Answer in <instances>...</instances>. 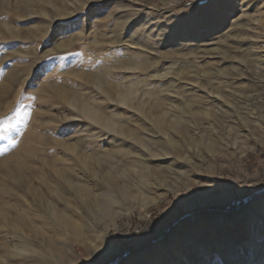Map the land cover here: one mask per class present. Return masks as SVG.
Listing matches in <instances>:
<instances>
[{
  "label": "rangeland",
  "instance_id": "1",
  "mask_svg": "<svg viewBox=\"0 0 264 264\" xmlns=\"http://www.w3.org/2000/svg\"><path fill=\"white\" fill-rule=\"evenodd\" d=\"M262 20L264 0H0V119L17 109L24 119L9 133L18 147L0 141L7 148L0 155V215H23L22 223L41 200L56 205L61 195L76 221L112 217L92 221L89 245L73 244L75 256L65 264H191L194 256L203 264H264V89L252 88L249 69L241 67L243 77L230 74L231 64L219 59L236 55L228 52L231 38L242 33L247 61L257 63L251 71L264 79ZM220 70L230 77L212 78ZM202 73L206 79H195ZM113 91L128 93L147 118L118 104ZM215 95L234 101L217 103ZM73 99L106 123L70 108ZM185 103L212 108L216 119L198 118L195 127L185 112L182 119L171 115L179 125L164 133L222 148L168 149L151 118ZM112 124L127 135L108 132ZM128 134L158 145L147 152ZM69 181L97 196L93 205L84 197L80 208ZM10 205L19 206L16 214ZM36 215L38 227L45 222L41 211ZM30 231L23 224L18 240L0 224V264H21L16 248ZM54 232L59 240V228Z\"/></svg>",
  "mask_w": 264,
  "mask_h": 264
},
{
  "label": "bare ground",
  "instance_id": "2",
  "mask_svg": "<svg viewBox=\"0 0 264 264\" xmlns=\"http://www.w3.org/2000/svg\"><path fill=\"white\" fill-rule=\"evenodd\" d=\"M133 7V6H132ZM132 15V14H131ZM129 21V20H128ZM261 22L264 23V21L262 20ZM121 25V24H120ZM240 26V25H239ZM241 28V27H240ZM239 30V29H238ZM242 30V29H241ZM239 33V31H238ZM242 34V33H241ZM241 34H237V35H232V44H234V46L230 45V53H235L237 55L238 52H243L242 53V56L240 58H237L236 55L234 57L231 58L230 61H227V56L225 57V54L223 53L221 55V58L220 59V63H230L231 66L230 67V74H235L237 76H240V77H243V74H241L239 71L242 70L241 67L244 66V68L246 70L249 69V75H253L252 76V88H254L255 90H259V89H264V79H259L256 77V75L253 74V71H251V69L253 67H255L257 65V63H255L252 59H248L247 61V57H249V53L247 52V50H242V45L244 43V38L241 36ZM228 48H229V45H228ZM212 50V49H211ZM210 50V51H211ZM214 51V50H213ZM217 51V50H216ZM221 51V50H220ZM233 51V52H232ZM252 53V52H251ZM217 55V54H216ZM200 57V56H199ZM215 57V56H214ZM186 58V57H185ZM196 58V57H195ZM211 59V58H210ZM249 62V63H248ZM147 64V63H146ZM157 66V65H156ZM154 67V66H152ZM127 70V69H126ZM138 70H141L140 67H138ZM145 70V69H144ZM216 70V68H215ZM209 72V71H208ZM237 72H239L240 74H237ZM203 75H195L196 78H200V79H206L207 77H205V73H202ZM208 74V73H207ZM211 74V73H210ZM230 74H225L224 73V70H220V72L218 71V74L212 78H221V77H224L227 79V77H230ZM173 75V74H172ZM211 77V76H210ZM251 77V76H250ZM154 78V77H153ZM180 78V76L178 77ZM182 78V77H181ZM211 79V78H210ZM182 82V81H181ZM205 82V81H204ZM230 82V81H229ZM194 83V82H193ZM231 84H233L232 82H230ZM216 84V83H215ZM56 93V92H55ZM176 93V92H174ZM264 93V92H263ZM67 94V93H66ZM113 94H115L117 100H118V104L122 105V106H125L127 109H132V110H135L136 112L137 111H140V113L142 115H139V116H143V109H139V108H142V107H138L136 106L134 103L132 104V97H130V95L128 93H120V92H117V91H113ZM54 95V94H53ZM57 95V94H56ZM60 95V93L58 94ZM62 95V94H61ZM174 96V95H172ZM176 96V95H175ZM181 97V96H179ZM178 97V98H179ZM61 98V97H60ZM75 99V98H74ZM71 102V107H73L75 110H79L78 112L81 113V114H84V116H87L88 119H90L91 121L90 122H94L96 125H99L100 123H102L104 120L102 118H100V114L96 111V109L94 108H91V107H88L87 105L83 104V102H79L77 100H74ZM154 99V98H153ZM156 99V98H155ZM230 100H228V98H225V97H217L215 95L214 97V101H217V103H221V104H226V105H229L230 102H233L234 101V97L230 96L229 98ZM171 100V99H170ZM237 100V99H236ZM134 101V100H133ZM139 101V100H137ZM131 102V104L129 105V103ZM135 102V101H134ZM170 102V101H169ZM238 102H241V101H238ZM136 103V102H135ZM165 105V104H164ZM167 106V105H166ZM192 105H189L188 103H185V107H182L180 108V106H175V107H169L170 110H168L167 112H164L162 113V116L160 114V116H153V118H151V122L153 124V128H155L157 131H158V134H162L165 136V142H167L168 144V149H182L181 151H183V149H199L200 145H203L202 143H204L203 140H201L200 138H192V137H186V139L184 138L183 140H179V141H174L173 139L171 140L167 135L166 132H169V130L172 132V131H176V128L177 126L179 125L178 123L175 124L173 121L174 120H170L168 117L169 116H174V118H177L178 119V116L180 115L181 119L184 118L185 115H183V113L185 112V114H187L188 117L191 118V120H196L198 118H200V120H205L206 122H208V119L209 118H212L213 119H216L214 118V114H213V109L212 108H207L201 112V111H198V108L196 110L192 109L193 107H191ZM144 107V106H143ZM150 108V107H149ZM73 109V110H74ZM151 109V108H150ZM201 109V108H200ZM153 111V109H151ZM194 110V111H193ZM131 111V110H129ZM128 111V112H129ZM134 111V112H135ZM147 111V110H146ZM170 112H172V114H170ZM221 112V111H220ZM131 113V112H130ZM133 113V112H132ZM138 113V112H137ZM152 113V112H151ZM225 113V111H224ZM145 114V113H144ZM148 114V113H147ZM174 114V115H173ZM83 116V115H82ZM146 116V115H144ZM143 116V117H144ZM150 116V115H149ZM118 118V117H116ZM144 118H147L144 117ZM143 118V119H144ZM173 118V119H174ZM114 120V119H113ZM168 120V122H167ZM150 121V120H148ZM180 121V119H179ZM106 123V121H104ZM114 122V121H113ZM104 123V124H105ZM143 123V122H142ZM104 124H103V127H104ZM115 124V123H114ZM146 124V123H145ZM150 124V123H148ZM181 124V122H180ZM215 124V123H214ZM108 125V124H107ZM106 125V127H107ZM122 125V124H121ZM93 126V125H92ZM112 126V129L113 130H110V128H108V132L110 133H113L114 135H121L122 136V132H125L124 129L126 128H122L120 126H115V125H110ZM145 126V125H144ZM147 126V125H146ZM190 126V125H189ZM193 126H197V122L195 121V124H193ZM98 127V126H97ZM207 127V126H206ZM239 127V126H238ZM102 129V128H101ZM104 129V128H103ZM210 129V128H209ZM100 130V129H99ZM110 130V131H109ZM151 130V128H150ZM149 130V131H150ZM164 130H166V132L164 133ZM105 131V130H103ZM146 131V129H145ZM185 131V129H184ZM210 131V130H209ZM148 132V131H147ZM181 132V131H180ZM198 132V131H197ZM230 132H233V130L231 129ZM230 132H228V134H231ZM128 133V132H127ZM124 134L125 135H127ZM149 133V132H148ZM187 133V132H186ZM136 134H137V131H136ZM151 134H152V130H151ZM149 134V135H151ZM176 134V133H175ZM193 134V133H192ZM206 134V133H205ZM236 134V133H235ZM115 135V136H116ZM129 135V134H128ZM191 135V134H190ZM105 136V135H104ZM122 136V137H124ZM153 136V135H152ZM176 136L178 137V134H176ZM196 136V134H195ZM212 136V135H211ZM229 136V135H228ZM127 137H130V139H132L133 141L135 140L139 146H142L144 148V150H146L148 152L151 145L155 146V145H158V144H155V143H151V139H148L146 140L147 138L145 139H139L138 137H136L135 134H130L129 136ZM143 137V136H141ZM157 137V135H156ZM160 137V135H159ZM162 137V136H161ZM160 137V138H161ZM126 138V137H125ZM151 138V137H150ZM164 138V137H163ZM120 140V139H119ZM122 140V139H121ZM124 140V139H123ZM128 140V139H127ZM160 140V139H159ZM198 140V142H197ZM213 140V139H212ZM160 143V142H159ZM163 144V142H161ZM123 144V143H122ZM124 145V144H123ZM127 146V145H126ZM130 146V145H129ZM135 146V145H134ZM165 146V145H164ZM159 147V146H158ZM162 147V146H161ZM160 147V148H161ZM223 145L222 143H217V142H210V143H207V144H204L203 145V148L204 149H210V151L214 152L215 149H220L222 148ZM72 149V148H71ZM70 149V150H71ZM127 149V148H126ZM153 149H156V148H153ZM130 150V149H129ZM163 150V148H162ZM67 151V150H66ZM125 151V150H124ZM138 151V150H137ZM159 151V150H158ZM166 151V150H165ZM70 152V151H69ZM73 152V151H72ZM157 152V151H156ZM164 152V151H162ZM185 152V151H184ZM150 153V152H149ZM153 153V152H152ZM155 153V152H154ZM168 153V152H166ZM165 153V154H166ZM124 154V152H123ZM156 154V153H155ZM152 155V154H151ZM190 155V154H189ZM141 156H145L146 155H143V153L141 152ZM163 157L165 155L160 154V155H153V157ZM118 157V156H117ZM188 157V156H187ZM186 156H184L183 158L186 159L187 158ZM122 158V157H121ZM166 158V157H165ZM126 159V158H125ZM61 159H59L60 161ZM166 160V159H165ZM63 161V160H62ZM61 161V163H62ZM161 161V160H160ZM163 161V160H162ZM149 164V162H148ZM113 165V164H112ZM169 166V165H168ZM178 166V165H177ZM134 167V166H133ZM170 167V166H169ZM193 167V166H192ZM132 168V167H131ZM142 168V167H141ZM154 168V167H152ZM171 168V167H170ZM180 168V167H179ZM144 170L143 171H146L147 173H144L142 172L143 176H148V175H151V171L150 169L147 170V168H143ZM156 169V168H155ZM55 170V169H54ZM154 170V169H153ZM159 170V169H158ZM58 171V170H57ZM156 171V170H155ZM56 172V171H55ZM54 172V173H55ZM66 172V171H64ZM65 174V173H64ZM11 175V172H10V167H7V169L5 170V176H10ZM54 175V174H53ZM57 177L59 176L60 179L64 182V175L61 172H58L56 173ZM67 176V175H66ZM59 179V178H58ZM57 179V181H58ZM67 179V178H66ZM187 179V178H186ZM185 179V180H186ZM174 181V180H173ZM179 181V180H178ZM181 182V181H180ZM73 183V182H72ZM63 184V183H62ZM176 184V183H175ZM69 185V189H71V191L73 192V195L77 196L79 199V206H81L80 208L84 207V204L85 202L82 201L81 199L85 197V199L87 198V200L89 201V205L92 204L94 202V199H97V196H94L92 194V192H90L88 190L87 187L85 186H80V185H73L70 183L67 184ZM58 186V185H57ZM48 187V186H47ZM58 188V187H57ZM67 188V187H66ZM175 188H177V186H172L170 187L168 190H174ZM68 189V190H69ZM123 190V189H122ZM121 190V191H122ZM56 191V190H55ZM33 192V191H32ZM67 192V191H66ZM70 192V191H69ZM68 192V193H69ZM30 193V192H29ZM34 193V192H33ZM36 193V192H35ZM87 193V194H86ZM11 195V194H10ZM52 195V194H51ZM60 195V194H59ZM68 195V194H67ZM70 195V193H69ZM167 195V194H166ZM61 196V195H60ZM59 196V199L58 201L62 202V204L67 208V210H65V208H63L62 210H58V206H61L58 201H56V205H51L49 203H47L44 199L41 200V202H39V205L36 206L35 208V212L32 214L31 211H30V215L29 216V221H24L22 223H20V220L21 218H17V219H13L12 220V217L8 216V212L6 211H3L4 214L2 213L0 215V224L4 227V228H11L12 232L15 233L17 236H18V240L19 238L22 239V233H21V230H22V226L23 224H29V227L32 229V231H30L28 237H27V240L25 241V244H23V242L21 241V246L19 248H16L17 251H18V254L17 256L22 259L21 261V264L26 263L28 262V264H65L67 261H69L70 259L68 257H73L75 256V251L73 249V246L75 244H79V245H84V246H87L89 245L88 243V239H89V235H85L86 234V231H90V233H93L94 232V227H93V222L92 221H96V219H88V218H79V221L77 220H74L72 218V212L74 211H70L69 207H68V202H67V199H61ZM72 196V195H71ZM64 197V196H63ZM56 199V198H55ZM73 199V198H72ZM150 200H153V199H150ZM156 200V199H155ZM1 201V200H0ZM25 201V200H23ZM37 201V200H36ZM39 201V200H38ZM21 204V203H20ZM111 204V203H110ZM153 204V203H152ZM6 205V204H5ZM73 205V204H72ZM93 205V204H92ZM11 206V205H10ZM31 206V205H30ZM63 206V207H64ZM5 207V206H4ZM13 207L12 208V213L16 214V209H18L17 206H11ZM10 207V209H11ZM72 207V206H71ZM6 208V207H5ZM8 208V206H7ZM86 208V207H85ZM9 209V208H8ZM73 209V208H72ZM94 209V208H93ZM27 210V209H26ZM76 210V209H75ZM85 210V209H84ZM98 210V209H97ZM1 211V210H0ZM39 212L41 211L43 213V221L45 223H40L41 225H39L38 227L35 226L33 224V222L36 220V218L38 219L37 215H36V212ZM71 212V213H69ZM68 213V214H67ZM76 213V212H75ZM83 213V212H82ZM92 213V212H91ZM7 214V215H5ZM20 214V212L18 213V215ZM25 214V213H24ZM71 214V215H70ZM88 214V213H87ZM27 215V214H26ZM80 215V214H79ZM77 215V216H79ZM85 215V214H84ZM107 214H105L106 216ZM105 216H102V215H99L98 216V220L96 222H99L100 224H102L103 222H106V220L108 219H111L112 217H110L109 215L107 217ZM81 217V216H80ZM93 217V216H92ZM14 218V217H13ZM24 218V217H23ZM27 218V217H26ZM25 218V219H26ZM97 218V216L95 217ZM82 219V220H81ZM22 220V219H21ZM47 221V222H46ZM59 221V222H58ZM51 224V225H50ZM31 225V226H30ZM55 225V226H54ZM43 226V227H42ZM51 226V227H50ZM53 226V227H52ZM25 227V226H24ZM55 227H58L61 234L59 235L60 239L57 240L55 239V237L57 236H54L55 235ZM27 229V228H26ZM96 229V228H95ZM25 230V229H24ZM28 231V230H27ZM8 232V231H7ZM6 232V233H7ZM24 232V231H23ZM59 232V233H60ZM9 233V232H8ZM89 233V232H88ZM89 233V234H90ZM11 234V233H10ZM9 235V234H8ZM13 236V235H12ZM87 236V237H86ZM88 238V239H87ZM24 239V238H23ZM64 240L62 242H60V240ZM17 241V240H16ZM9 243H7L8 245ZM74 244V245H73ZM9 246V245H8ZM91 247V246H90ZM12 248V247H11ZM92 249L95 248V246H92L91 247ZM3 255V254H2ZM16 257V256H15ZM8 258V257H7ZM9 259V258H8ZM19 259V260H20ZM69 259V260H68ZM8 261V260H6ZM5 261V262H6ZM184 261V260H183ZM44 262V263H43ZM17 263V262H15ZM18 264V263H17Z\"/></svg>",
  "mask_w": 264,
  "mask_h": 264
},
{
  "label": "snow or ice",
  "instance_id": "3",
  "mask_svg": "<svg viewBox=\"0 0 264 264\" xmlns=\"http://www.w3.org/2000/svg\"><path fill=\"white\" fill-rule=\"evenodd\" d=\"M29 116L30 114H25ZM19 116V110H16V115H6L3 119H0V141H7L8 148L18 147V142L14 137H10L9 133L12 131L19 132V127L24 124V119L17 118ZM96 122V121H94ZM7 152V148H0V155H4ZM59 222V221H58ZM107 242L104 245L105 251L107 250ZM191 264H203L202 260L197 256L192 258Z\"/></svg>",
  "mask_w": 264,
  "mask_h": 264
},
{
  "label": "trees",
  "instance_id": "4",
  "mask_svg": "<svg viewBox=\"0 0 264 264\" xmlns=\"http://www.w3.org/2000/svg\"><path fill=\"white\" fill-rule=\"evenodd\" d=\"M128 250H130V249H128L126 246H125L124 249H123V251H124L125 253L129 252Z\"/></svg>",
  "mask_w": 264,
  "mask_h": 264
}]
</instances>
